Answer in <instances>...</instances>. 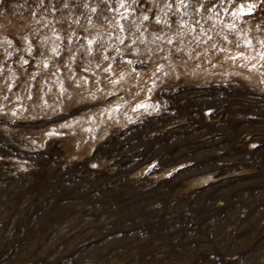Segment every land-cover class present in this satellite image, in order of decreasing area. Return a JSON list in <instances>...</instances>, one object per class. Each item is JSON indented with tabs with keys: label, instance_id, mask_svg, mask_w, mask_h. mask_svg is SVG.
I'll return each instance as SVG.
<instances>
[{
	"label": "rangeland",
	"instance_id": "1",
	"mask_svg": "<svg viewBox=\"0 0 264 264\" xmlns=\"http://www.w3.org/2000/svg\"><path fill=\"white\" fill-rule=\"evenodd\" d=\"M239 54L264 0H0V264H264V83L205 67Z\"/></svg>",
	"mask_w": 264,
	"mask_h": 264
},
{
	"label": "bare ground",
	"instance_id": "2",
	"mask_svg": "<svg viewBox=\"0 0 264 264\" xmlns=\"http://www.w3.org/2000/svg\"><path fill=\"white\" fill-rule=\"evenodd\" d=\"M250 53L251 52H249L247 54H250ZM247 54L246 55L245 54H239V55H236L234 58H231L229 60L225 59L224 61H218V60L217 61H211V60H208V61H206L207 65L205 66L206 67V71L207 70H209L208 72L220 71L221 73H226V72H229V71L239 72V73L243 72V74H245L247 77H249V78H251V79H253L255 81H258L260 83H264V62H262L263 58L260 57V56L251 58V56H250L251 54L248 55V56H247ZM252 54H254V53H252ZM261 55H263V53ZM232 66L234 68H232ZM228 67H230V68H228ZM138 105L139 106L137 107V109H139V110H142V109L145 108V106L142 105L141 103H138ZM133 109H136V108H133ZM118 113H119L120 117H125L124 118L125 121L131 120V117L133 115V114H131L132 112L131 113H127V114H125V113L123 114V113H120V112H118ZM107 117L110 118V119H114L115 118V112H112ZM102 120H104V119H102ZM205 178H204V181H206V182H209L210 179H211L208 176H207L206 180H205Z\"/></svg>",
	"mask_w": 264,
	"mask_h": 264
},
{
	"label": "water",
	"instance_id": "3",
	"mask_svg": "<svg viewBox=\"0 0 264 264\" xmlns=\"http://www.w3.org/2000/svg\"><path fill=\"white\" fill-rule=\"evenodd\" d=\"M234 171H235L234 174H236V175L241 173V171L238 170V169H235ZM229 174H232V172H229ZM234 174H233V175H234ZM226 175H227L226 173H225V174H220V173L216 172V173H214V175H212V179L215 180V181H217V180H221V179H223ZM233 175H232V176H233Z\"/></svg>",
	"mask_w": 264,
	"mask_h": 264
},
{
	"label": "snow or ice",
	"instance_id": "4",
	"mask_svg": "<svg viewBox=\"0 0 264 264\" xmlns=\"http://www.w3.org/2000/svg\"><path fill=\"white\" fill-rule=\"evenodd\" d=\"M133 2H135V0H133ZM181 3H183V0H181ZM145 19H147V17H145ZM157 22H159V21H157ZM91 43V42H90Z\"/></svg>",
	"mask_w": 264,
	"mask_h": 264
},
{
	"label": "trees",
	"instance_id": "5",
	"mask_svg": "<svg viewBox=\"0 0 264 264\" xmlns=\"http://www.w3.org/2000/svg\"><path fill=\"white\" fill-rule=\"evenodd\" d=\"M253 152H255V151H253ZM253 152H252V153H253ZM256 160H258V159H256ZM257 162H258V161H257ZM259 173H261V170H260V169H259Z\"/></svg>",
	"mask_w": 264,
	"mask_h": 264
}]
</instances>
